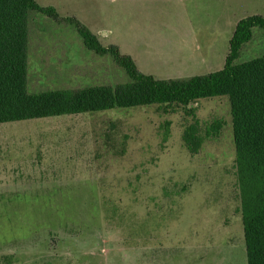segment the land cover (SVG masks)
<instances>
[{
  "label": "rangeland",
  "instance_id": "374dc122",
  "mask_svg": "<svg viewBox=\"0 0 264 264\" xmlns=\"http://www.w3.org/2000/svg\"><path fill=\"white\" fill-rule=\"evenodd\" d=\"M35 1L161 80L221 70L235 23L264 18V0H193L186 19L183 0ZM263 55L254 28L234 63ZM127 81L72 26L30 13L28 93ZM234 161L226 96L1 123L0 264H246Z\"/></svg>",
  "mask_w": 264,
  "mask_h": 264
},
{
  "label": "trees",
  "instance_id": "16d2710c",
  "mask_svg": "<svg viewBox=\"0 0 264 264\" xmlns=\"http://www.w3.org/2000/svg\"><path fill=\"white\" fill-rule=\"evenodd\" d=\"M32 12L56 24L72 26L88 51L109 56L126 73L128 81L28 93V24ZM254 28L264 30L263 17L251 15L236 23L221 70L161 80L141 73L134 60L117 46L101 45L74 17H61L54 8L42 7L35 0H0V124L151 105L186 108L200 99L226 96L232 119L246 264H264V55L234 63ZM182 140L189 152L198 151L201 139L194 125L183 132Z\"/></svg>",
  "mask_w": 264,
  "mask_h": 264
},
{
  "label": "crops",
  "instance_id": "0c3cea01",
  "mask_svg": "<svg viewBox=\"0 0 264 264\" xmlns=\"http://www.w3.org/2000/svg\"><path fill=\"white\" fill-rule=\"evenodd\" d=\"M125 2H128V5L130 6V10H138L139 9V6H140V4H142L143 2H145V1H147V0H124ZM167 1V0H166ZM171 1V0H170ZM179 1H182V0H179ZM185 3H187V6L185 7V6H183V7H181L179 10H178V14L180 15V17L181 18H184V19H186V18H188V16L186 15V13H185V8H187L188 7V5L189 4H191V3H193V0H183ZM182 1V2H183ZM241 2L240 3H238V4H242V2H243V0H240ZM248 3H250L251 4V7H252V5L254 4V0H246ZM226 2V1H225ZM186 5V4H185ZM236 7H240V5L239 6H236ZM264 9V8H263ZM226 10V9H225ZM209 8H208V12H207V15H208V20H209ZM239 21V20H238ZM237 21V22H238ZM236 22V23H237ZM236 23H235V25H236ZM208 24H209V21H208ZM235 25H234V28H235ZM209 26V25H208ZM136 30H138L137 28H136ZM234 31V30H233ZM136 32H138V31H133V33L135 34ZM96 35H97V33H96ZM95 35V36H96Z\"/></svg>",
  "mask_w": 264,
  "mask_h": 264
}]
</instances>
